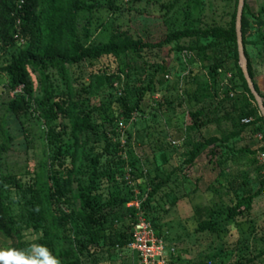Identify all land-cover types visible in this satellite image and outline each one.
<instances>
[{
    "label": "trees",
    "instance_id": "trees-1",
    "mask_svg": "<svg viewBox=\"0 0 264 264\" xmlns=\"http://www.w3.org/2000/svg\"><path fill=\"white\" fill-rule=\"evenodd\" d=\"M108 5L113 7L111 2ZM237 6L238 0H234V11L225 25L176 29L155 42L117 29L108 41L89 44L80 38V16L84 11L92 15L104 8L99 1L25 0L22 10L13 15V1L0 0V73L8 76L5 91L11 93L4 102L11 117L2 127L0 157L9 154L19 137H24L26 149H32L27 125L33 115L42 118L46 124L48 146L45 160L38 165L26 164L19 174L5 169L0 162V234L9 239L8 246L44 245L58 257L60 264H103L114 251L122 250L131 242L135 211L121 219L114 209L126 206L133 197L131 189H126L122 180L126 164L118 158L108 160L106 156L111 152H123L116 130L118 121L127 118L131 112L142 110L147 92H163L170 66L165 59L152 63L144 60L153 72L148 73L149 80L140 88L136 100L128 102L126 96L117 98L124 105L119 113L108 112L97 96H90L87 88L78 86V77H74L70 67L99 63V68L91 74L93 83H89L99 95L106 90L112 91L114 83L121 80L118 72L102 63L104 58L129 54L142 56L146 51L178 42L176 49L197 52L208 73V95L205 97L213 99L211 96L217 97L216 87L227 73L224 64L232 53L234 66L230 69L234 70V78L240 81V86L225 90L218 102H213V108L198 106L190 110L191 123L187 131H198L213 123L222 109H225L223 116L230 119L235 128L221 139H190L193 143L186 163L192 165L204 149L218 140L228 142L249 126L264 139V117L239 62ZM17 17L21 19L19 25H16ZM252 20L259 27L264 25V5L255 11L245 0L241 20L244 52L249 74L260 93L246 48L247 44H258L256 40L247 39ZM16 35H20L22 41ZM186 38L195 39L196 43L179 44ZM259 38L264 40L263 31ZM119 72H122L120 68ZM111 91L108 94L113 97ZM83 92L88 96L83 97ZM261 95L264 100V94ZM244 118L252 120L243 122ZM217 148L220 146L209 149L211 157H216ZM259 149L264 151V146ZM259 149L245 146L236 152L244 153L250 161L256 162ZM231 150L227 148L220 153V164L227 163ZM130 165L138 169L137 161H131ZM167 178L155 182L144 207L161 190ZM239 186L240 183L230 182L228 189L236 191ZM261 191L260 187L255 192L243 193L225 213L210 211L208 218L197 222L196 231L214 232L219 222L234 220L249 212ZM199 211L197 208L196 212ZM152 225L162 236L153 222ZM31 228L41 232L35 240L26 238V232Z\"/></svg>",
    "mask_w": 264,
    "mask_h": 264
},
{
    "label": "rangeland",
    "instance_id": "rangeland-1",
    "mask_svg": "<svg viewBox=\"0 0 264 264\" xmlns=\"http://www.w3.org/2000/svg\"><path fill=\"white\" fill-rule=\"evenodd\" d=\"M87 1L104 4V8L92 15L84 11L80 16V38L89 44L108 41L117 29L155 42L176 29L225 25L234 11V0ZM110 2L113 7L108 5ZM248 3L258 11L264 5V0H248ZM251 23L247 39L256 40L258 44H247L246 48L252 60L255 79H258L264 77V40L259 38V33L264 32V25L259 27L253 20ZM195 43L196 40L190 38L179 41V44L186 46ZM176 44L178 42L146 51L142 56L129 54L120 58H104L102 63L118 72L121 80L114 83L112 91L106 90L99 95L89 85L90 81L93 83L91 74L99 68V63L94 66L82 63L70 67L74 77H78V86L87 88L90 96H97L108 112L119 113L124 105L117 98L126 96L128 102L136 100L140 88L149 80L148 73L153 72L144 60L152 63L165 59L170 66L163 92H147L142 110L131 112L127 118L118 121L116 130L123 152H111L106 157L108 160L118 158L123 161L126 170L131 167V161H137L138 169L131 167L132 183L124 178L126 171L123 173L125 188L131 189L133 197L126 206L114 209L121 215V219L129 216L131 211H135L134 207H129L136 195L134 189L137 187L142 195L150 194L155 182L168 177V181L144 209L146 216L157 226L165 240L168 251L166 264H264V151L259 149L264 146L262 135L252 132L249 126L226 143L218 140L210 145L220 146L216 157H211L210 147L204 149L192 165L186 163L193 143L189 142L190 139H221L235 128L232 121L223 116L225 109H222L218 111L213 123L198 131H187L191 123L190 110L198 106L213 108V102H218L225 90L240 86V81L234 78V70L230 69L234 66L232 53L224 64L227 73L216 87L217 97L211 96L214 97L212 99L205 97L208 95V73L199 61L197 52L178 50ZM7 82L8 76L0 73V144L3 142L2 127L11 117L4 104L11 95L5 91ZM110 91L113 97L108 94ZM82 94L83 97L88 96L84 92ZM27 126L30 128L32 149H26L24 137H19L9 154L0 157L3 167L16 174L21 173L26 164L38 165L48 154L45 138L47 127L43 119L33 115ZM245 146L259 149L256 162L250 161L246 154L236 152ZM227 148H232L229 159L226 164H220V153ZM230 182L240 183L236 191L228 189ZM260 187L262 191L254 199L249 212L234 220L219 222L214 232L196 231L197 222L208 218L210 211L225 213L243 193L255 192ZM197 208H200L198 213ZM40 235L41 232H35L32 228L26 232L28 240H35ZM9 242L8 238L0 234V246H8ZM111 263H138L130 243L122 250L114 251L103 262Z\"/></svg>",
    "mask_w": 264,
    "mask_h": 264
},
{
    "label": "built area",
    "instance_id": "built-area-1",
    "mask_svg": "<svg viewBox=\"0 0 264 264\" xmlns=\"http://www.w3.org/2000/svg\"><path fill=\"white\" fill-rule=\"evenodd\" d=\"M14 3L13 15L20 12L23 8L25 0H12ZM21 23L20 17L16 18V25ZM16 37L22 41L20 35ZM166 78H169V75H166ZM18 91L20 90L17 89ZM249 119H243V122H249ZM264 157V153L262 154ZM132 171L131 167H128L124 178L132 183ZM135 188V186H134ZM135 198L132 202L129 203V207H134L135 210V220L132 224V238L130 242V247L135 252L138 263L137 264H166L167 262V246L165 240L162 236H159L152 222L145 214L144 204L149 196L148 193L143 195L139 193L137 187L134 189ZM172 249L171 251H173Z\"/></svg>",
    "mask_w": 264,
    "mask_h": 264
},
{
    "label": "clouds",
    "instance_id": "clouds-1",
    "mask_svg": "<svg viewBox=\"0 0 264 264\" xmlns=\"http://www.w3.org/2000/svg\"><path fill=\"white\" fill-rule=\"evenodd\" d=\"M0 264H60V260L44 245L0 246Z\"/></svg>",
    "mask_w": 264,
    "mask_h": 264
},
{
    "label": "water",
    "instance_id": "water-1",
    "mask_svg": "<svg viewBox=\"0 0 264 264\" xmlns=\"http://www.w3.org/2000/svg\"><path fill=\"white\" fill-rule=\"evenodd\" d=\"M244 4H245V0H238L237 15H236V31H237V42H238V51H239V62L244 77L247 81L248 87L250 88L255 98V101L258 105L261 115L264 117V100L262 95L257 91L254 81L249 74L248 61L244 52L243 37L241 31V20H242Z\"/></svg>",
    "mask_w": 264,
    "mask_h": 264
},
{
    "label": "crops",
    "instance_id": "crops-1",
    "mask_svg": "<svg viewBox=\"0 0 264 264\" xmlns=\"http://www.w3.org/2000/svg\"><path fill=\"white\" fill-rule=\"evenodd\" d=\"M255 81H256V83H257V85H258V87H259V90L262 92V93H264L263 92V90H264V77L263 78H256L255 79Z\"/></svg>",
    "mask_w": 264,
    "mask_h": 264
}]
</instances>
